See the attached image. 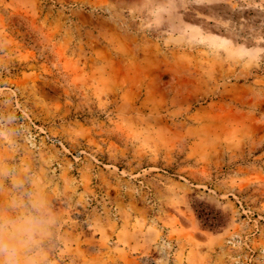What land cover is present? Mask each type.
Here are the masks:
<instances>
[{
  "label": "rangeland",
  "instance_id": "obj_1",
  "mask_svg": "<svg viewBox=\"0 0 264 264\" xmlns=\"http://www.w3.org/2000/svg\"><path fill=\"white\" fill-rule=\"evenodd\" d=\"M0 264H264V0H0Z\"/></svg>",
  "mask_w": 264,
  "mask_h": 264
},
{
  "label": "trees",
  "instance_id": "obj_2",
  "mask_svg": "<svg viewBox=\"0 0 264 264\" xmlns=\"http://www.w3.org/2000/svg\"><path fill=\"white\" fill-rule=\"evenodd\" d=\"M210 227H212L213 229H215L217 226V222H212L210 221L209 224H208Z\"/></svg>",
  "mask_w": 264,
  "mask_h": 264
}]
</instances>
